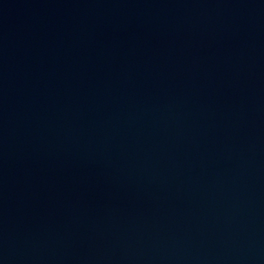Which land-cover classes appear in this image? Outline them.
Segmentation results:
<instances>
[{
  "label": "water",
  "instance_id": "obj_1",
  "mask_svg": "<svg viewBox=\"0 0 264 264\" xmlns=\"http://www.w3.org/2000/svg\"><path fill=\"white\" fill-rule=\"evenodd\" d=\"M0 264H264V0H0Z\"/></svg>",
  "mask_w": 264,
  "mask_h": 264
}]
</instances>
